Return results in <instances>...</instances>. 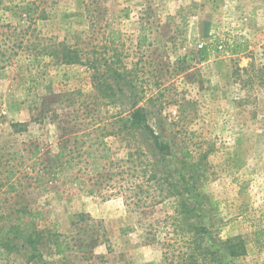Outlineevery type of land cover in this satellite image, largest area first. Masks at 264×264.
Instances as JSON below:
<instances>
[{"label":"rangeland","instance_id":"rangeland-1","mask_svg":"<svg viewBox=\"0 0 264 264\" xmlns=\"http://www.w3.org/2000/svg\"><path fill=\"white\" fill-rule=\"evenodd\" d=\"M7 1L1 22L25 28L35 20L24 40L40 38L43 48L22 52L13 65L0 68V147L10 152V147L21 151L39 144L42 153L56 154L61 120L74 110L79 109L85 126L97 117L106 121L113 113L127 114L135 103L143 106L153 129L171 145L168 169L199 171L207 178L197 181L192 199L199 223L209 231V247L217 250L223 264H264V250L251 241L256 228L264 229V92H256L255 103L241 105L245 94L234 84L233 58L207 63L196 59L202 44L224 32L246 36L259 53L264 0ZM144 27L151 38H158L152 46H139ZM112 30L120 33L114 44ZM5 39L0 34V42ZM60 42L81 51L83 63L68 65L45 53L44 48ZM248 62L241 58L238 64L245 67ZM94 67L124 74L121 81L110 79L117 92L114 104L98 97ZM113 150L117 157L125 154L119 141ZM184 152L191 158L186 160ZM18 201L23 204L24 199ZM35 204L45 212L40 230L69 234L74 243L87 239L83 246L88 248L60 256L47 243L34 251L10 240L18 251H6L0 264L183 262L178 251L150 243L152 229L163 224L169 211H160L161 206L131 210L121 195L62 189L37 198ZM169 235L163 233L168 243ZM239 237L247 241V254L233 258L225 243Z\"/></svg>","mask_w":264,"mask_h":264},{"label":"trees","instance_id":"trees-1","mask_svg":"<svg viewBox=\"0 0 264 264\" xmlns=\"http://www.w3.org/2000/svg\"><path fill=\"white\" fill-rule=\"evenodd\" d=\"M5 9H9V2L0 0V11ZM123 13L128 18V12ZM45 17L41 16L42 19ZM1 21L0 15V34L6 36L0 42L1 69L13 65L22 52L33 47L34 50H42L39 36H35L39 38L37 42L32 41L31 36L26 43L24 40L35 20H29V26L25 28ZM117 33L111 31V44H114ZM116 39H120V33ZM157 40L149 36L147 27L142 28L140 47L152 46ZM254 47L246 36L224 32L211 36L196 53L199 63L226 56L233 58L234 84L241 92L244 91L245 96L240 98L244 106L256 102L254 96L258 90L264 92V44L260 46L259 53ZM44 49L49 56L68 65L84 61L81 51L64 42ZM113 50L115 57L118 56L117 48L113 47ZM241 58L249 60L245 67L238 64ZM93 70L92 80L98 97L114 104L117 92L110 79L121 81L125 79L124 74L112 67H109L110 74L96 67ZM78 110L66 115V120H61L64 126H59L61 132L56 154L42 153L39 144L21 151L18 147H10V152H6L8 148L0 147V259L6 256V251H18L10 240L22 242L34 251L42 243H47L60 256L84 252L88 248V245L83 246L87 239L74 243L69 234L40 230L45 212L35 204L36 199L62 189L88 195H121L131 210H153L158 206H161L160 211L168 209L163 224L152 229L150 243L163 244L173 252L178 251L182 264H223L217 250L209 247L206 241L209 231L199 223L200 214L192 199L197 181L207 178L199 171L184 174L182 169H168L166 159L171 145L151 126L148 110L135 103L127 114L113 113L112 118L106 121H99L97 117L96 121L85 126L79 121ZM111 138L112 142H109ZM117 141L125 152L123 157H117L113 150ZM183 155L186 160L191 158L188 152ZM24 180L29 182L27 186ZM20 198L24 199L23 204H19ZM165 231L170 233V243L164 241ZM251 241L259 250H264V229L256 228ZM246 242L242 237L229 238L225 243L228 254L233 258L245 256ZM168 255L165 254V260L169 259Z\"/></svg>","mask_w":264,"mask_h":264}]
</instances>
